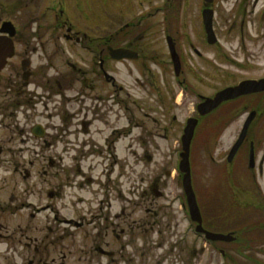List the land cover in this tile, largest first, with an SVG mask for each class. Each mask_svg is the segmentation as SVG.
<instances>
[{"label":"flooded vegetation","instance_id":"1","mask_svg":"<svg viewBox=\"0 0 264 264\" xmlns=\"http://www.w3.org/2000/svg\"><path fill=\"white\" fill-rule=\"evenodd\" d=\"M245 1L226 8L217 5L218 0H200L190 12V5H181V17L171 19L167 12L175 5L164 7L155 0H70L72 15L64 20L63 2L0 0V264H135L134 249L131 253L125 249L131 240L123 234L124 224L129 230L139 224L124 208L119 185L123 165L117 156L114 183L106 169L102 171L105 181L84 177L78 161L75 175L82 176L74 182L63 181L56 170L58 162L50 156L40 161L45 177L38 178L35 171V177H29L24 155L28 143L34 138L40 151L43 146L55 151V140L47 138L64 134L71 142L69 153L78 148L70 137L83 134L99 153L114 152L124 138L130 141L129 148L139 146L142 138L154 151L159 148L156 138L180 142L189 119L194 120L190 148L193 141L203 144V138L219 141L229 122H239L227 153L211 157L223 167L210 214L203 215L205 205L201 200L200 207L197 193L195 199L202 228L228 235L210 243L223 262L264 264V90L225 100L205 114L198 109L205 98L225 87L264 79V75L243 76L219 85L220 76L225 75L219 66L225 57L231 56V64L241 73L252 68L248 63L252 57L239 59V53L264 55V5ZM160 8L166 9V16H157L165 13ZM206 9L212 13L210 35L203 22ZM88 19L99 22L84 26ZM249 21L260 40L259 50L233 53V45L227 50L221 47V37L236 35L234 31L240 40L248 37L244 32ZM60 62L69 71L60 70ZM77 82V93L66 97L65 91ZM208 82L213 86L204 91L201 87ZM140 89L148 97H139ZM61 104L68 109L56 121ZM92 135L103 142L94 141ZM72 158L76 159L75 154ZM158 181L154 177L150 188L157 187ZM234 181L238 189L231 186ZM93 183L99 185L97 190L92 189ZM88 189L94 191L92 198L76 195ZM145 193L142 197L147 199ZM164 196L157 192L156 197ZM84 200L94 209L88 208L84 215L73 211L68 217L62 212ZM113 206L116 209L111 212ZM180 207L186 219L184 195ZM152 211L157 218V211ZM160 219L153 225H160Z\"/></svg>","mask_w":264,"mask_h":264},{"label":"rangeland","instance_id":"2","mask_svg":"<svg viewBox=\"0 0 264 264\" xmlns=\"http://www.w3.org/2000/svg\"><path fill=\"white\" fill-rule=\"evenodd\" d=\"M43 1L45 3L56 1L63 2L64 5H60L64 8V15L61 19L66 20L68 16L72 15L71 5H67L70 0ZM240 1L245 0H218L217 5H223L228 8L233 2L237 3ZM252 1L254 2L255 0ZM155 4L164 7L165 5H175V7H172L175 9L169 10L167 16L171 19H176L181 17V5H190L188 9L190 12L196 9V5H200V0H174L172 2L167 0H155ZM257 5H264V0H257ZM160 9H162L161 11L165 10V13H160L157 16H166V9ZM225 13L226 10L223 9L221 14L224 15ZM98 22L99 21L96 19H88L87 22H84V26H88L89 24L94 25ZM224 27L225 25H223V28ZM49 32H47V34ZM63 32L64 27L57 33L61 35ZM92 33H94L93 30ZM234 33L236 35L230 36L227 34L221 37V47L227 50L230 45H233V53H237L240 50L246 52L248 48L252 53L259 50L260 40L256 37L255 28H253L250 21L247 23V30L244 32L248 37L246 36L245 39L240 40L237 33L235 31ZM59 40L63 42L62 37H60ZM238 42L241 44L240 48L237 47ZM63 47L67 50L66 45H63ZM244 47L246 48L245 50ZM238 55L239 59L242 57L250 59L252 57V59L248 61V63L252 65V68L248 69V71L238 73L230 62L229 58L231 56L225 57L226 61L220 62L219 66L220 73H225L224 76H220V86L238 80L243 76L264 75V55L260 54L250 57H247V55L242 56L241 53ZM252 60L256 62H251ZM78 65H81V67L86 66L85 63L81 62L78 63ZM60 70L69 71L63 62H60ZM162 78L164 77L160 75L159 80L161 81ZM78 85L79 83L77 82L73 87L66 90V97H72L76 94ZM211 86H213V83L208 82L201 88H203L204 91H208L211 90ZM138 96L148 97L141 89L139 90ZM58 99L60 102L62 100L64 101L62 95H58ZM67 107L68 105H60L59 108L61 112L60 116L56 118V121L61 119V115L64 113L65 109H68ZM220 115H225V113L221 112ZM123 122L125 123V120ZM238 123L239 122H229V127H226L223 133L224 135L220 137L219 141L218 138L216 141H214L215 139L213 138H203V144L201 140L200 144L198 141H193L191 145L189 160L192 185L195 193H197L200 207L201 200L204 202L203 215L210 214L214 195L220 190L219 186L221 184L219 182V176L223 166L220 164L221 161L215 162L211 157L218 159L226 152V149L230 146L229 144L234 138L233 135H236L237 131L234 133L233 130ZM145 125L149 126L151 124L145 121ZM137 132H139V130H135V133ZM70 138L75 140L76 147L78 148H76L75 152H72L73 150L71 149L69 153L68 147H71V142L68 141L69 137L67 135L62 134L56 138H47L48 141L55 140L58 146L55 151L47 150L46 146H43V149L40 151L39 145L37 143L35 144V139H31L32 142L28 143L29 150L24 154L27 156L29 171L31 172V176L29 175V177H35L34 171L38 178L45 177L42 171L43 163L40 161H43L42 157L50 156L58 162L56 170H58L59 176L63 181L67 180L69 182H74V180H78L82 175L84 177L88 175L94 178L101 177V180L105 181L107 178L106 172H110V181L114 183V180L118 177V167L113 163V160L114 156H117L123 165V177L119 178V185L123 193L124 208L126 212L131 214L130 218L139 224V227H135L133 230H129L128 226L124 224L125 233L123 235L131 240V242L126 244L125 249L130 253L134 249L135 253L133 256L134 261L130 260L131 262L133 261L135 264H228L223 262L222 256L218 253L213 244L206 241L203 235L195 232V225L190 220L189 216L187 215L186 219L182 217L180 203L183 200L184 194L182 174L178 170V161L180 159L179 152L181 150V143L178 142V139L170 138L167 143L162 139L156 138L159 148L153 151L147 144L142 143V138H140L139 146L132 145L131 148L128 147L130 141L124 138L122 142L117 144L114 152L103 149V152L99 153L95 152L94 148L89 144L91 143L89 142V136L78 134L77 137L73 135ZM91 139L97 142H103V138L97 135H92ZM200 139L201 136L198 140ZM145 145H147V147ZM91 151L94 153H91ZM73 154L76 156L75 160L72 158ZM77 161L80 162L82 175H75L77 173ZM30 162L33 164L30 165ZM70 165H74V168H70ZM45 169L47 170V167H45ZM103 169H106L105 173H102ZM225 169L230 170V167H225ZM240 176H245L243 171L240 173ZM154 177H157L159 181L157 187L152 189L150 185ZM229 178L228 175V180ZM67 183L68 182L65 184ZM232 183L234 185L231 186L234 189H238L239 185L235 181ZM98 188L99 185H95V183L92 184L93 190H97ZM89 189L86 191L81 190L76 195L84 198H92L94 191L92 190L90 193ZM224 189L225 193L229 192L228 186H224ZM144 190H146L145 194H147V199L142 197ZM68 191L72 192L71 189ZM157 192H162L165 196L156 197ZM154 203L156 204L152 205ZM88 208L91 210L94 209L84 200V202L80 204L76 203L74 207L71 206L68 209H62V212L67 217L71 216L73 211H76V215H84ZM115 209L116 207L114 206L110 208L111 212H114ZM152 210L157 211V218L154 214L155 212ZM87 215L88 214H86V216ZM130 218L127 217L126 219L130 221ZM159 218H161L160 225H153L154 221L159 220ZM168 222L170 223L169 225ZM174 222H176V224H174ZM151 226L153 227L151 228ZM88 230L89 232L91 231L90 227H88ZM80 236H83V233H81ZM241 261L243 262V260Z\"/></svg>","mask_w":264,"mask_h":264},{"label":"water","instance_id":"3","mask_svg":"<svg viewBox=\"0 0 264 264\" xmlns=\"http://www.w3.org/2000/svg\"><path fill=\"white\" fill-rule=\"evenodd\" d=\"M205 1L210 2L211 0H205ZM211 16L212 13L210 9L203 10L204 27L208 35L212 33ZM262 89H264V79L243 80L235 86H229L224 89H221L213 97L205 98V100L198 105L199 112L205 114L206 112L210 111L212 108L216 107L223 100L235 97L239 94H244ZM246 124L247 121L245 122V126ZM193 129H194V124L192 120L189 119L181 138L182 149L180 152V160H179L178 168L179 171L182 173V186H183V191L186 195L189 214L192 220L196 221L197 229L204 231L200 223L201 219H200L199 209L191 185V174H190V165H189V144L193 134ZM239 140H241V138ZM235 147L232 149L231 153L234 151ZM204 232L206 237L209 239H217V238L228 239V235L212 233L207 230H205Z\"/></svg>","mask_w":264,"mask_h":264}]
</instances>
